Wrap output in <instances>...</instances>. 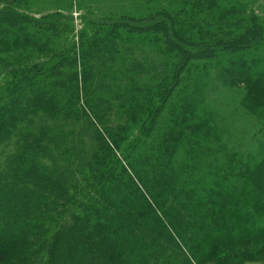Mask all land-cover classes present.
<instances>
[{
	"label": "trees",
	"instance_id": "trees-1",
	"mask_svg": "<svg viewBox=\"0 0 264 264\" xmlns=\"http://www.w3.org/2000/svg\"><path fill=\"white\" fill-rule=\"evenodd\" d=\"M193 3L183 15L162 11L140 25L104 26L111 34L152 33L153 54H175L161 62L132 52L127 36L125 51L99 40L102 27L93 24L91 46L121 55L118 74L102 65L106 58L89 60L92 47H59V29L70 26L56 23L63 16L20 23L28 17L13 13L9 23V10L0 9V45L13 39L19 49L0 64V264H117L111 252L125 264H212L217 249L264 239V163L239 179L242 185L214 172L213 152L196 167L189 150L180 167L181 139L205 122L157 120L192 56L220 57L218 73L235 79L264 113V21L249 12L242 27L245 12L217 0ZM98 88L101 94L90 96ZM139 111L149 118H132Z\"/></svg>",
	"mask_w": 264,
	"mask_h": 264
},
{
	"label": "rangeland",
	"instance_id": "rangeland-1",
	"mask_svg": "<svg viewBox=\"0 0 264 264\" xmlns=\"http://www.w3.org/2000/svg\"><path fill=\"white\" fill-rule=\"evenodd\" d=\"M194 1L198 0H0V9L9 10L10 16H5L6 19H9V23L15 22L14 19H11L13 13L28 17L27 21H18L20 23H27L32 20L31 18L41 19V17L54 14L63 16L56 23L61 26L66 21L70 26L59 29V47L61 48L65 41H67V49H72L75 52L79 50V53L88 49L91 53L90 47H92L91 51L95 54H90L89 60L92 62L93 56L100 58V61L104 60L102 58H106L104 60L106 63H102V65L118 74L119 68L124 66L123 61L120 60L121 55L112 51H109V54H105L103 51L97 52V47L91 46L95 32L93 24L102 27L98 32L99 40L111 39L115 41L117 50L125 51L128 45L126 38L128 37L134 49L132 52L137 54L135 51L141 50L143 54L146 52L149 57L153 56L161 62L165 57H168V60L175 57V54L169 51L167 54L165 52L160 55L153 54L151 46H153L152 38L154 36L152 33L127 32L130 33L127 34L125 29L120 28L117 32L119 35H117L109 33V29H105L104 26L107 27L109 26L108 23L118 21H131L140 25L148 22L150 18L162 11H179V14L183 15L185 10L190 9L194 4ZM203 1L204 3L207 2V0ZM217 2L225 9L234 8L245 12L244 16H240L242 19L240 26L242 27H246L250 23L249 12H253L259 20L264 21V0H217ZM98 22L99 24H96ZM1 23L6 25V20H2ZM15 25L21 26L18 23ZM261 26H264V23ZM242 27L240 28L243 29ZM152 31L157 32L158 29ZM135 34L136 36H134ZM157 35L158 39L164 40V36L159 33ZM135 42L141 43L143 48L139 49ZM25 45L23 44L22 48ZM99 45L101 46V44ZM27 49L34 50L33 47L28 46ZM18 51L19 49L13 39H9L7 44L0 45V64L14 56L15 53L19 55ZM220 54L221 52L219 56ZM247 57L251 59L255 55L249 54ZM220 59L218 56L212 58L190 57L187 68L180 69L179 80L173 86V91L169 94L170 97L163 103H158L160 107L156 116L157 120L161 121H166L169 117L174 119L178 115L181 122L182 118L186 123L196 120L205 122L202 126L193 129L196 134L184 135V138L181 139L182 141L176 151L178 166L182 167L190 161L191 155L187 154L189 150L194 154L191 162H195L196 167L199 166L200 161L205 163V157H208L206 161H210V156L207 153L213 152L211 157L216 156L213 164L215 163L217 168L222 167L220 172L214 166V172L231 185H242L244 181L241 180L244 179L245 174L248 171L254 173L256 167L260 163H264V113L260 110V102L247 97L243 87L234 83L235 79L229 80L227 76L223 75V72L218 73V68H222V65L219 64ZM127 85L129 86V84ZM123 87L125 86L123 85ZM153 92V88L146 89V98L152 101L155 98V96L153 98ZM95 94H101L100 88L91 92L90 96L93 97ZM132 95L134 94L131 93L130 96ZM104 116L124 119L108 112ZM148 116L149 114H146L145 111H139L132 118L144 120L148 119ZM160 123L150 124L142 137H151L159 127H162L163 122L161 126ZM132 130L134 134L137 130L139 132V125H135ZM218 152L219 154H217ZM233 174L235 177L232 176ZM263 241L262 238L249 245H229L217 249L216 257L211 263L264 264V245H261ZM74 242L70 240L68 245L75 247L77 240ZM111 258H118L117 264H125L118 252H111Z\"/></svg>",
	"mask_w": 264,
	"mask_h": 264
}]
</instances>
